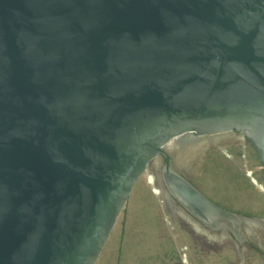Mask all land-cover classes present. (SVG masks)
<instances>
[{
  "label": "water",
  "instance_id": "water-1",
  "mask_svg": "<svg viewBox=\"0 0 264 264\" xmlns=\"http://www.w3.org/2000/svg\"><path fill=\"white\" fill-rule=\"evenodd\" d=\"M232 132L264 169V0H0V264H96L154 162L239 238L170 158Z\"/></svg>",
  "mask_w": 264,
  "mask_h": 264
},
{
  "label": "rangeland",
  "instance_id": "rangeland-1",
  "mask_svg": "<svg viewBox=\"0 0 264 264\" xmlns=\"http://www.w3.org/2000/svg\"><path fill=\"white\" fill-rule=\"evenodd\" d=\"M175 162L209 200L247 219L239 238L191 215L168 192L162 166L154 162L134 186L96 264H264V169L254 146L227 133L188 148Z\"/></svg>",
  "mask_w": 264,
  "mask_h": 264
},
{
  "label": "flooded vegetation",
  "instance_id": "flooded-vegetation-1",
  "mask_svg": "<svg viewBox=\"0 0 264 264\" xmlns=\"http://www.w3.org/2000/svg\"><path fill=\"white\" fill-rule=\"evenodd\" d=\"M197 143V144H196ZM201 143H203V141H201V142H197V141H194V140H192L191 142H189V145H188V148H192V147H194L195 145H201ZM188 148H184L183 150H181L180 152H179V154L177 155H175V157L174 156H170V158H171V160H172V163H173V166L177 169V166H176V162H175V158H181L182 159V157L184 156V154H185V152H186V150L188 149ZM182 156V157H181ZM157 166H159V165H157ZM161 170V169H160ZM178 170V169H177ZM161 178H162V176H161ZM162 181H163V179H162ZM164 183V182H163ZM165 185V184H164ZM166 187V186H165ZM167 189V188H166Z\"/></svg>",
  "mask_w": 264,
  "mask_h": 264
}]
</instances>
